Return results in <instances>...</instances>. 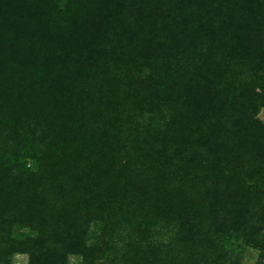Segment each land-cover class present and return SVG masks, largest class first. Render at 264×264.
Segmentation results:
<instances>
[{
    "label": "trees",
    "instance_id": "obj_1",
    "mask_svg": "<svg viewBox=\"0 0 264 264\" xmlns=\"http://www.w3.org/2000/svg\"><path fill=\"white\" fill-rule=\"evenodd\" d=\"M261 109L264 0H0V264H264Z\"/></svg>",
    "mask_w": 264,
    "mask_h": 264
},
{
    "label": "rangeland",
    "instance_id": "obj_2",
    "mask_svg": "<svg viewBox=\"0 0 264 264\" xmlns=\"http://www.w3.org/2000/svg\"><path fill=\"white\" fill-rule=\"evenodd\" d=\"M258 117L264 121V109H261ZM121 244H123L124 240L123 237L120 236L119 238ZM161 240V238H160ZM259 255L258 250L255 249H246V251L243 252L241 258L238 260L239 264H255L257 257ZM70 262L72 264H78L77 260L75 258H71ZM12 264H27V256L25 255H16L12 259Z\"/></svg>",
    "mask_w": 264,
    "mask_h": 264
}]
</instances>
